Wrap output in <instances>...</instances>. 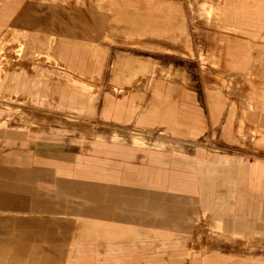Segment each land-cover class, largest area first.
<instances>
[{
	"label": "crops",
	"instance_id": "0c3cea01",
	"mask_svg": "<svg viewBox=\"0 0 264 264\" xmlns=\"http://www.w3.org/2000/svg\"><path fill=\"white\" fill-rule=\"evenodd\" d=\"M72 2L88 7L80 15L92 20L83 25L89 30L80 32L85 38L32 14L36 7L63 11ZM196 2L198 16L209 27L207 58L215 71L205 76L211 120L216 123L226 111L223 133L230 137L238 113V132L264 145V0ZM21 25L42 27L44 35L27 38ZM15 37L24 58L44 56L52 70L28 69L17 61L0 81V106L22 117L27 114L19 105L31 99L63 119H54L60 125L55 131L27 120L16 126L0 120L9 145L16 133L48 138L55 145L66 134L80 137L62 153L12 149L0 162L8 172L23 174L8 179L5 185L12 188L0 198V250L66 246L50 250L58 264H264L258 254L188 246L192 225L201 217L211 233L230 241L260 234L254 222H264V162L208 154L202 147L193 155L166 149L171 140L193 146L205 131L203 110L193 96L154 76L158 71L185 80L179 69L164 68L151 57L117 55L110 83L119 95L105 93L99 113L103 122L113 123L109 137L74 124L97 113L99 96L90 82L100 80L104 71L103 41L177 56L190 52L179 0H0V41ZM155 125L162 130L150 140L151 148L143 137ZM86 138L90 141L82 155ZM139 152L143 161L135 164ZM160 196L188 200L190 207L169 215Z\"/></svg>",
	"mask_w": 264,
	"mask_h": 264
},
{
	"label": "rangeland",
	"instance_id": "374dc122",
	"mask_svg": "<svg viewBox=\"0 0 264 264\" xmlns=\"http://www.w3.org/2000/svg\"><path fill=\"white\" fill-rule=\"evenodd\" d=\"M185 15L186 20V33L187 39L189 41L190 52H185L181 56L167 54L164 52L151 51V50H139L137 48H132L128 44H114L109 41H103L102 46L103 50L106 51L105 57V67L100 80H94L90 82V85L93 91L98 93L99 101L97 104V113L93 118H87L79 120L74 124L77 126L88 127L90 130H95L99 133H102L106 138L109 137L111 130L114 128L113 123H105L100 117V109L102 106V98L105 93H114L119 95V91L113 89L112 84L110 83L112 63L114 58L117 55H122L127 58L137 59L139 56L151 57L159 61L160 65L164 68H177L179 69L185 80H179L168 76L165 72L160 74L158 71L155 72L154 76L158 81L162 82L166 87H177L180 88L186 94L193 96L197 101L198 105L202 108L204 113V122H205V131L199 136L194 145L191 146L185 143H177L175 141H166L168 144L165 145L166 149L173 150L184 155H193L195 154L198 147H202L203 151L208 154H224L235 157L242 161H253L260 160L264 162V145H259L248 139L247 137L242 136L238 132V113L233 117L231 124V136L224 137L223 127L226 123L227 112L223 111L219 117V120L214 123L211 120L210 115V105L212 103L210 87L205 81V76L208 74H215V71L212 69L211 63L207 58V49L210 44V41L207 39V31L209 30L208 26L204 24V21L198 16L195 7L197 6L196 0H179ZM222 0H216L219 4ZM81 7L79 11V8ZM67 9L56 11L49 10L40 7H36L33 11V15L38 19L46 18V21H52L55 23H62L61 26L64 30H67L70 34H78L76 36L80 38H85L86 36L82 35L81 30L88 31L90 27L83 26L84 23L92 22L89 16L82 17L81 12L87 14L88 7L86 5L77 6L73 2L68 4ZM66 15V17L61 16ZM68 14H75L72 17L67 16ZM78 14V16H76ZM219 12L215 17V20L219 21ZM216 22V21H215ZM19 30H22L20 33L23 35L26 34V37L36 35L35 37H42L44 34L42 27L30 28L28 26H18ZM24 30V31H23ZM27 30V31H26ZM231 36L239 37V34L231 33ZM264 44V42H263ZM17 61L22 63V67L33 69V68H44L52 70V66L47 62L44 56H41L38 60L31 57L24 58V49L17 37L10 38L8 40L0 41V81L2 76L6 72H11L14 70V65ZM21 67V66H20ZM21 67V68H22ZM124 76L127 77L129 72L124 70ZM130 88V85L127 86ZM243 90L239 89V94H242ZM227 95L228 99L238 101V97ZM227 100V99H226ZM144 102H139L138 105L143 106ZM15 106L16 104H11ZM237 105V104H236ZM19 107L27 114L26 116H20L15 114L13 111H8L4 107L0 106L2 110V115L0 120L9 122L11 125L16 126L20 124L21 120H27L35 122L41 127L49 126L55 131L59 129L60 125L55 122L56 119H63V117L55 114H51L46 111V108L43 106H35L31 99L27 100L25 104L19 105ZM162 130L161 127L155 125L152 128L151 134H144L146 143L148 147L151 145V139H154L158 136L159 132ZM80 137L78 132L66 134L62 137V140L59 142H54L50 139H38L36 137H23L20 134L13 135V145H9L8 137L2 129H0V162L4 163V159L8 151L12 149H26L36 153L38 151L54 150L58 153H62L65 150V147L71 143V139ZM136 137L135 134H132V139ZM141 137V136H140ZM82 144L81 154L85 153L84 145H88L90 141L89 138L84 140ZM36 155V154H35ZM143 153H137V156L133 160L135 164H142ZM23 174L18 171L8 172L7 169L0 164V198L6 196L8 191L12 187H8L5 184L8 182V179L12 178H22ZM12 191V190H11ZM171 196V195H169ZM161 197L160 204L164 205L168 210V214L171 215L173 210H177L181 206L190 207L188 200H183L179 202L177 199L179 197ZM187 213H190V210H187ZM261 216H264V212L261 213ZM255 223V231H260V234L253 233L250 236L240 237L237 241H230V239H224L220 236L219 233H211L209 228V223L207 218L201 217L197 220L195 224L192 225L190 236L191 240L188 243V246H193L196 249L202 247L216 248L222 253H232L234 255L239 252L248 253L253 255H262L264 256V222L258 221ZM3 247L0 250V264H45L49 262H54L58 264V259L51 256V249H54L57 252L63 251L66 246H1ZM46 248V249H44ZM149 257V254H147ZM30 260L32 263H30Z\"/></svg>",
	"mask_w": 264,
	"mask_h": 264
}]
</instances>
